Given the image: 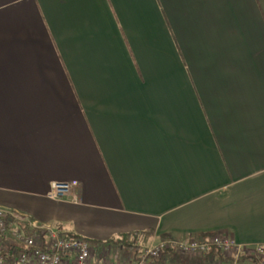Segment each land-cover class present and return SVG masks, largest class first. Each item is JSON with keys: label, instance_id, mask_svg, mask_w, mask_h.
Segmentation results:
<instances>
[{"label": "crops", "instance_id": "crops-1", "mask_svg": "<svg viewBox=\"0 0 264 264\" xmlns=\"http://www.w3.org/2000/svg\"><path fill=\"white\" fill-rule=\"evenodd\" d=\"M0 208L96 262L264 246V0H0ZM178 255L147 264L226 263Z\"/></svg>", "mask_w": 264, "mask_h": 264}, {"label": "built area", "instance_id": "built-area-1", "mask_svg": "<svg viewBox=\"0 0 264 264\" xmlns=\"http://www.w3.org/2000/svg\"><path fill=\"white\" fill-rule=\"evenodd\" d=\"M76 185L75 181L53 183L48 196H64ZM7 234H12L18 244H4ZM165 250L189 256L206 255L214 250L227 260L224 264H240L241 258L264 264L263 245L241 246L223 235L188 240L159 239L142 249L134 259L96 262L92 259L90 243L84 238L0 208V264H147L150 259H158Z\"/></svg>", "mask_w": 264, "mask_h": 264}, {"label": "trees", "instance_id": "trees-1", "mask_svg": "<svg viewBox=\"0 0 264 264\" xmlns=\"http://www.w3.org/2000/svg\"><path fill=\"white\" fill-rule=\"evenodd\" d=\"M72 235H74V234H72ZM151 235H152L151 231L142 233V236L145 237L144 241H146ZM74 236H77V235H74ZM207 236H210V235H207ZM134 237H135V235L133 233L123 234V235H120L117 238H113V239L107 241V243L113 244V245H120L123 248H130V247H134V246L136 247L137 246V239L134 238ZM160 239H170V238L163 236ZM136 248H138V247H136ZM166 256L180 259L178 253H176V252H174L172 250H165L160 255V257L158 259H156V260L163 259ZM209 257H214L216 260L223 261V262L227 261L221 254H219L218 252H215L214 250H211L208 254H206L204 256V259L207 260ZM243 259H245V258L239 259V262H241Z\"/></svg>", "mask_w": 264, "mask_h": 264}, {"label": "rangeland", "instance_id": "rangeland-1", "mask_svg": "<svg viewBox=\"0 0 264 264\" xmlns=\"http://www.w3.org/2000/svg\"><path fill=\"white\" fill-rule=\"evenodd\" d=\"M6 239H7V241L4 242V244H6V245L9 243L18 244V241L14 238V236L12 234H7ZM92 246H93V244H92ZM92 246H91V248H92Z\"/></svg>", "mask_w": 264, "mask_h": 264}]
</instances>
